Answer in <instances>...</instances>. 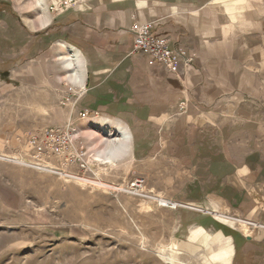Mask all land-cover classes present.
Returning a JSON list of instances; mask_svg holds the SVG:
<instances>
[{
  "label": "crops",
  "instance_id": "crops-1",
  "mask_svg": "<svg viewBox=\"0 0 264 264\" xmlns=\"http://www.w3.org/2000/svg\"><path fill=\"white\" fill-rule=\"evenodd\" d=\"M225 1L91 0L54 13L51 40L29 46L35 58L54 43L79 53L76 109L128 129L131 160L203 231L218 211L264 224V0ZM135 23L185 49L191 66L176 74L134 53ZM228 237L233 264H264V230Z\"/></svg>",
  "mask_w": 264,
  "mask_h": 264
},
{
  "label": "rangeland",
  "instance_id": "rangeland-1",
  "mask_svg": "<svg viewBox=\"0 0 264 264\" xmlns=\"http://www.w3.org/2000/svg\"><path fill=\"white\" fill-rule=\"evenodd\" d=\"M89 1L0 0V264H221L216 237L248 228L223 211L192 225L193 208L159 191L128 143L110 153L118 136L80 115V60L67 66L61 43L32 57L30 43L52 38L45 10Z\"/></svg>",
  "mask_w": 264,
  "mask_h": 264
},
{
  "label": "built area",
  "instance_id": "built-area-1",
  "mask_svg": "<svg viewBox=\"0 0 264 264\" xmlns=\"http://www.w3.org/2000/svg\"><path fill=\"white\" fill-rule=\"evenodd\" d=\"M69 8V5H64L61 11ZM130 32L134 38V53L150 57L154 62L162 65L165 69L173 73H179L180 63L185 68L190 67L193 59L188 56L183 48H171L167 39L155 37L151 31V26L147 23H135L131 26ZM186 106V103H185ZM184 106V107H185ZM81 116L87 117L90 115L88 111L81 112ZM97 116V113H95ZM36 142V141H35ZM144 182L137 180L130 186L133 191H140L143 188ZM173 205L171 202H167ZM176 207V205H174ZM233 219L237 224H242L248 228L252 233L253 231L264 230V224L257 223L248 219H243L238 216L227 215Z\"/></svg>",
  "mask_w": 264,
  "mask_h": 264
},
{
  "label": "bare ground",
  "instance_id": "bare-ground-1",
  "mask_svg": "<svg viewBox=\"0 0 264 264\" xmlns=\"http://www.w3.org/2000/svg\"><path fill=\"white\" fill-rule=\"evenodd\" d=\"M44 13H45L44 17L40 21L41 26H47L51 20V17L47 13V10H45ZM61 44L67 50L66 53L68 52V54H70V57L68 61L66 62L67 66L69 67L72 66L73 65L72 61L74 60H80L79 53L72 46L67 45L66 43H61ZM75 75L76 73L72 75V77H74L73 81L77 80V77L75 78ZM102 125L104 126V129L107 131L108 135L118 136V138L112 141L109 146L110 153H115L117 151L119 152L121 147H123V144L125 145V143H128V141L131 139V134L126 128L119 127V129L115 130L116 128L115 129L112 128V126H110L109 123L105 125L103 123ZM226 218L229 219L230 221H233V219H231L230 217H226ZM215 240L218 246V252L216 255L217 260L221 264H231L232 258L234 256V246H233L231 238L222 235V236L216 237Z\"/></svg>",
  "mask_w": 264,
  "mask_h": 264
},
{
  "label": "trees",
  "instance_id": "trees-1",
  "mask_svg": "<svg viewBox=\"0 0 264 264\" xmlns=\"http://www.w3.org/2000/svg\"><path fill=\"white\" fill-rule=\"evenodd\" d=\"M233 235H235L234 233H232Z\"/></svg>",
  "mask_w": 264,
  "mask_h": 264
}]
</instances>
